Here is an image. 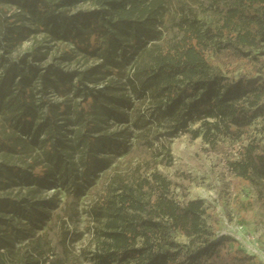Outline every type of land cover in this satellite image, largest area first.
Instances as JSON below:
<instances>
[{
    "label": "trees",
    "instance_id": "obj_1",
    "mask_svg": "<svg viewBox=\"0 0 264 264\" xmlns=\"http://www.w3.org/2000/svg\"><path fill=\"white\" fill-rule=\"evenodd\" d=\"M0 3L14 5L35 26L33 31L0 21V29L6 30V45L0 48V156L4 162L23 157L32 145L41 148L49 164L33 165L38 170L31 174L16 172L11 164L0 165L1 179L17 178L26 186L47 189V180L56 174L61 179L68 176L57 150L61 146L57 140L60 117L68 106L37 98L31 80L38 77L39 95L49 86L62 98L71 93L79 96L81 80L73 86L59 71L37 76V70L29 68L26 73L21 67L24 60L17 64L11 61L8 50L20 46L32 32L55 34L59 15L89 4L92 11L65 18L74 25L61 38L90 58L107 62H111L118 38H129L131 46L139 48L132 65L135 97L141 106L140 100L147 93L155 115L152 123L142 126L127 156V161H136V165L106 174L91 191L89 214L96 224L98 248L95 264H251L252 258L233 239L212 240L213 231L202 223L207 210L201 200L189 199L186 192L182 201L176 199L173 189L181 186L178 180L183 182L188 176L177 171L169 176L166 170L173 167L170 148L162 155L155 146L161 137V121L167 126V140L179 134L190 142L201 138L202 154L215 159L210 186L218 182L214 189L224 209L231 205L234 181H264V137L251 136L249 115L264 108V0ZM204 18L208 22L204 23ZM111 65L115 68L111 73L119 75L115 63ZM99 68L100 74L109 73L103 64ZM54 76L56 81L51 79ZM97 100L93 94H82L76 118L93 113ZM83 128L87 129L88 123ZM220 136L230 138L234 146H225ZM101 162L103 159L92 158L85 168L93 170ZM71 187L73 195L67 193L63 207L55 211L41 234L17 249L7 234L0 238V264L67 262V233L62 224L71 215L80 184L73 179ZM28 202V212L14 202L7 208L35 226L40 211L33 201ZM179 235L188 240L187 245L175 242Z\"/></svg>",
    "mask_w": 264,
    "mask_h": 264
},
{
    "label": "rangeland",
    "instance_id": "obj_2",
    "mask_svg": "<svg viewBox=\"0 0 264 264\" xmlns=\"http://www.w3.org/2000/svg\"><path fill=\"white\" fill-rule=\"evenodd\" d=\"M92 10L93 7L89 4L80 5L59 15L55 34L32 32L20 46L7 49L11 53L8 56L11 61L17 64L19 59L24 60L21 67L26 73L29 68L37 70V76L59 71L67 76L73 86L81 80L80 95L74 96L71 93L66 98L58 96L49 86L44 95H39L38 77L31 80L37 98L40 96L55 104L65 103L68 106L66 114L60 117V135L57 138L61 142L57 150L67 167L68 176L61 179V175L56 174L54 178L47 180V189H38L35 185L26 186L17 178L0 177V238L7 234L15 249L46 229L55 211L63 207L67 193L73 195L72 180L78 181L80 191L77 201L72 206L71 215L65 217L62 224L67 233L65 244L68 254L65 264H95L94 255L98 248L95 239L96 224L89 214L93 199L91 191L106 174L125 171L129 165H136V161L130 164L127 156L132 151L136 135L142 126L152 123L155 119L147 93H144L140 100L143 104L139 106V100L133 91L131 82L135 80L132 76V65L139 48L131 46L129 38H118L119 43H116V50L112 52L111 62L92 59L61 38L63 33L74 25L71 20L65 19L66 17H74ZM29 19L28 15L22 14L14 5L0 3V21L5 22L4 25L24 26L35 31V26ZM203 22H208V19L204 18ZM81 29L85 30L83 26ZM5 34L6 30L0 29V48L6 45ZM112 63H115L116 71H120L119 75L111 73L115 69ZM102 64L104 71L109 73H99V66ZM51 79L56 81L57 78L54 76ZM95 79H99L98 82H94ZM86 93L96 96L98 103L93 113H82L81 120H78L76 116L82 107V94ZM249 115L251 136L263 138L264 108L253 110ZM84 123H88L87 129L83 128ZM160 125L161 137L155 147L162 155L169 147L173 157V167L168 168L166 173L172 176L177 171L183 176H188L183 182L178 180L181 186L173 189L176 199L182 201L183 192H186L189 199L201 200L207 210V214L202 217V223L206 229L213 231L212 240L233 239L238 247L252 258L251 264H264V181L255 178L234 181L231 205L226 209L221 208L214 189L218 182L210 186L209 178L215 159L202 154L201 138L190 142L185 135L179 134L167 140V126L162 121ZM23 139L29 138L23 136ZM220 141L227 147H232L235 143L224 136H220ZM25 152V156H14L7 162L0 156V165L11 164L16 172L29 174L38 170L34 169L35 164L49 166L40 147L29 145ZM92 158L96 161L103 159V162L93 170L85 168ZM29 159L35 162L28 163ZM28 201H33L40 211L41 218L35 226L28 225L23 218L10 213L7 208L8 204L14 202L28 212ZM175 242L187 245L188 240L179 235Z\"/></svg>",
    "mask_w": 264,
    "mask_h": 264
},
{
    "label": "bare ground",
    "instance_id": "obj_3",
    "mask_svg": "<svg viewBox=\"0 0 264 264\" xmlns=\"http://www.w3.org/2000/svg\"><path fill=\"white\" fill-rule=\"evenodd\" d=\"M247 248H249V246H247ZM251 251H254V252H256L255 250H251Z\"/></svg>",
    "mask_w": 264,
    "mask_h": 264
}]
</instances>
